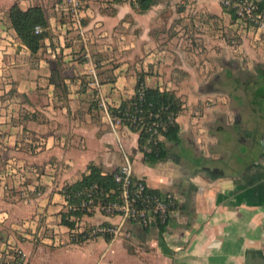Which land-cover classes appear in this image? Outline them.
Segmentation results:
<instances>
[{
    "label": "crops",
    "instance_id": "obj_1",
    "mask_svg": "<svg viewBox=\"0 0 264 264\" xmlns=\"http://www.w3.org/2000/svg\"><path fill=\"white\" fill-rule=\"evenodd\" d=\"M81 1L69 11L64 0H0V263L17 248L24 264H264V118L215 87L226 67L264 64L256 33L236 28L220 0H153L145 11ZM15 3L45 11L36 52L12 26ZM141 77L183 103L179 140L164 138L157 162L101 104L130 100ZM126 162L176 195L168 224L128 220L130 235L74 238L65 187L90 164L106 175ZM81 216L85 228L120 221Z\"/></svg>",
    "mask_w": 264,
    "mask_h": 264
},
{
    "label": "built area",
    "instance_id": "obj_2",
    "mask_svg": "<svg viewBox=\"0 0 264 264\" xmlns=\"http://www.w3.org/2000/svg\"><path fill=\"white\" fill-rule=\"evenodd\" d=\"M130 1L138 6V0ZM69 11H77L82 7L81 0H64ZM222 6L229 11L234 18L236 28L251 30L256 33V44L264 45V5L261 0H220ZM44 28L35 27L36 33H41ZM237 43L238 38L232 37ZM138 100L126 108L121 105L106 108L107 114L113 126L126 125L133 127L138 133L146 134L144 151H158L160 141L171 126L177 122V116L167 111L165 106L154 107L152 102L144 106V82L140 84ZM113 180L115 186L101 187L93 184L75 192L74 197L65 192L67 200L66 220L74 223L70 228L72 236L76 239L90 240L100 236L115 239L121 234L130 235L126 228V221L131 220L142 226L149 227L153 224H168L172 213L178 206L177 197L171 191H163L152 188L145 180L134 176L133 167L129 162L123 163L114 170ZM102 213L110 216H119L117 223H99L91 227H84L81 215ZM25 254L22 250L13 248L6 260V264H24Z\"/></svg>",
    "mask_w": 264,
    "mask_h": 264
},
{
    "label": "trees",
    "instance_id": "obj_3",
    "mask_svg": "<svg viewBox=\"0 0 264 264\" xmlns=\"http://www.w3.org/2000/svg\"><path fill=\"white\" fill-rule=\"evenodd\" d=\"M152 2L153 0H138V6L136 7L140 11H145L151 6ZM9 15L12 26L17 31L19 37L33 52H36L41 46L42 39L47 34L46 28L48 26V21L43 8L40 6H34L24 10L18 5V3H15L9 11ZM37 25L44 28L41 33H36L35 27ZM224 70L225 77L223 78L222 76L221 78L222 85L225 89H230V91L227 90L230 93V97L232 99L234 98L233 100L238 103L239 107H243L245 103H248L250 110L255 116L259 117V119L264 118V64L257 65L253 71L238 66H234L233 69L226 67ZM141 83L142 77L137 84L135 95L130 100L123 102L121 105L122 108H126L128 105L138 100V91ZM239 91L244 95L247 94L253 97L248 98L245 102V99L242 98L243 95H241ZM150 102H152L154 107L165 106L167 111L174 115L180 114L183 110L182 101L175 91L172 90H160L158 88L146 87L144 89L142 103L144 106H148ZM240 112L243 113V109H241ZM131 128L135 130L133 127ZM139 134V146L146 159L150 162H157L167 158V149L165 148L164 138L169 141L179 140V125L176 123L164 134V138L160 141L158 151H144L146 134H144V132ZM89 169L90 173L85 175L82 180L65 187V192L71 195V198L74 197L75 192L78 190L96 183L101 187L107 188L115 186L113 180L114 171L104 175L102 173V168L95 164H90ZM67 215V212L63 215L64 222L70 224L69 221L65 219ZM79 215H82V213L79 212ZM0 264H6V260H3Z\"/></svg>",
    "mask_w": 264,
    "mask_h": 264
},
{
    "label": "rangeland",
    "instance_id": "obj_4",
    "mask_svg": "<svg viewBox=\"0 0 264 264\" xmlns=\"http://www.w3.org/2000/svg\"><path fill=\"white\" fill-rule=\"evenodd\" d=\"M225 70L223 69V71L221 72L222 74H221V77L220 78H218V81L216 82V84H215V87L219 90L218 92H221V93H223V91L225 92V93H227V95L228 96H230V93L228 92V91H230V89H225V87L222 85V80H221V78H222V76H223V78L225 77ZM213 80H214V78H213ZM231 84V83H230ZM228 90V91H227ZM239 93L241 94V95H243L242 96V98L243 99H245V101L248 99V98H252L253 96H250V95H247V94H243L241 91H239ZM234 99V98H233ZM261 121H263L262 119H260ZM258 125H264V122H258L257 123ZM251 124H249V126H250ZM257 132V135H258V140H260V138L261 137H263L264 138V130L263 129H260L259 131L257 130L256 131ZM256 132L254 133V134H256ZM264 140V139H263Z\"/></svg>",
    "mask_w": 264,
    "mask_h": 264
}]
</instances>
